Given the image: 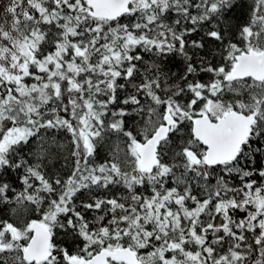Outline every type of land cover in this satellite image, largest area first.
<instances>
[{"label": "snow or ice", "instance_id": "1", "mask_svg": "<svg viewBox=\"0 0 264 264\" xmlns=\"http://www.w3.org/2000/svg\"><path fill=\"white\" fill-rule=\"evenodd\" d=\"M254 177L264 0L0 7V264H264Z\"/></svg>", "mask_w": 264, "mask_h": 264}, {"label": "trees", "instance_id": "2", "mask_svg": "<svg viewBox=\"0 0 264 264\" xmlns=\"http://www.w3.org/2000/svg\"><path fill=\"white\" fill-rule=\"evenodd\" d=\"M7 3V0H0V7H2L3 5H5ZM147 59V57H146ZM255 179H257V184L259 185L260 183H264V180H261L257 177H254Z\"/></svg>", "mask_w": 264, "mask_h": 264}]
</instances>
